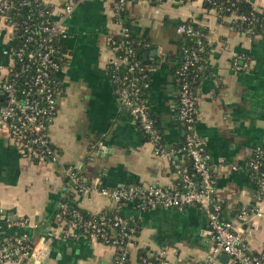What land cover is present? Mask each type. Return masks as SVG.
<instances>
[{
    "label": "crops",
    "instance_id": "crops-1",
    "mask_svg": "<svg viewBox=\"0 0 264 264\" xmlns=\"http://www.w3.org/2000/svg\"><path fill=\"white\" fill-rule=\"evenodd\" d=\"M68 0H48L59 8ZM264 8V0L254 3ZM135 35L145 40L142 63L148 86L145 99L164 138L158 152L139 122L121 104L112 80L116 53L108 38L120 35L112 0H85L68 20L64 39L67 62L61 73L62 96L47 128L57 161H40L0 131V226L6 233L46 237L49 257L42 264H142L140 254H161L168 264H202L216 246L208 217L198 206L142 209L125 202L121 215L137 219L141 229L124 250L86 236H73L58 217L66 200L93 214L117 209L99 194L102 188L139 184L175 188L174 160L184 131L177 120L178 87L174 59L178 25L193 22L208 29V50L197 89V132L212 158L223 205V219L232 221L239 238L264 261V183L255 184L249 160L264 146V36L232 27V18L207 9L203 0H127ZM15 30L0 19V72L10 65ZM82 176L89 192H77L67 170ZM262 192L261 198L259 197ZM248 211L245 220L239 214ZM26 218L33 227L12 225ZM36 225V226H35ZM164 253V254H162ZM218 256L217 264H224ZM6 264H33L8 261Z\"/></svg>",
    "mask_w": 264,
    "mask_h": 264
},
{
    "label": "built area",
    "instance_id": "built-area-1",
    "mask_svg": "<svg viewBox=\"0 0 264 264\" xmlns=\"http://www.w3.org/2000/svg\"><path fill=\"white\" fill-rule=\"evenodd\" d=\"M85 0H68L57 11L51 8L47 11L50 16L47 24H42L40 29L32 34L33 30L26 28L30 36L27 42H36L38 48L27 50V45L19 50H11L10 65L6 74L0 72V131L6 132L17 143L19 148L26 151L40 161H57L59 154L52 147L47 128L54 121L62 96L61 79L54 77V72H60L67 62V54L56 49L53 41L56 37L64 41L69 34L68 20L71 18L76 6ZM114 1V0H112ZM145 1V0H139ZM151 1V0H148ZM166 1V0H164ZM160 0V2H164ZM49 3L48 0H45ZM50 4V3H49ZM127 5V0H120V6ZM11 0H0V19L7 22L15 30L14 24H9L7 11L13 8ZM213 10L216 11V8ZM217 12V11H216ZM234 18L244 20V18ZM235 19V20H236ZM179 34H187L202 37V32L186 25L180 24L177 28ZM15 34V33H14ZM119 36H128V27L122 25ZM205 38L208 39V37ZM112 44V50L118 52L129 41L117 42L112 36L108 38ZM199 47L188 51L187 59L177 72L178 78V115L186 126L185 146L178 152L186 153L193 161L194 169L200 177L195 181L191 176L182 174V169L177 160L174 167L178 176H182V184L175 188L161 186L142 187L129 185L120 188H102L99 194L107 197L117 205V212L125 202L137 201L142 209L166 207L183 209L187 206H198L205 211L209 224L216 240L213 254L202 264H217L220 254H228L230 259L227 264H264L262 258L250 251L236 234L232 221L221 218L220 205L217 202L218 190L213 169L210 167L211 155L205 150V146L197 132V97L191 89L187 75L188 70L194 66L200 54L205 50ZM119 53V52H118ZM117 63L111 69L115 91L121 104L130 112L140 124L148 139L153 142L157 151H164L161 143L162 134L154 125L150 108L145 99L147 82H142V72H146L142 61L137 58L136 51L127 46L122 54H116ZM19 64V67H17ZM125 67L124 71L120 69ZM264 150L259 148L255 158L250 163L254 169L260 166V160ZM68 176L77 192L86 193L90 188L85 184L82 176L72 167L67 170ZM264 183V172L258 181ZM262 192L260 194V198ZM68 215L70 219H67ZM90 220H85L83 215L72 209L67 203L62 204L58 217L65 227L72 230L73 236H86L99 240L105 244L124 250L135 239L136 224L128 225V221L122 215L113 217L105 213L95 214ZM248 211L243 210L239 218L245 220ZM9 228L16 224L21 227H33L30 220L23 218L9 219ZM36 226V225H35ZM117 228L119 229L117 231ZM147 256H140L142 264H168L161 254L149 251ZM164 254V253H162ZM49 248L45 236L38 242L32 241L29 234L15 236L5 232L0 226V264L8 261H31L33 264H42L49 257ZM127 253L123 251V257L119 264H126Z\"/></svg>",
    "mask_w": 264,
    "mask_h": 264
},
{
    "label": "trees",
    "instance_id": "trees-1",
    "mask_svg": "<svg viewBox=\"0 0 264 264\" xmlns=\"http://www.w3.org/2000/svg\"><path fill=\"white\" fill-rule=\"evenodd\" d=\"M13 2V8L7 11V15L9 16V24L15 25V34H14V40L12 45V50H19L20 48H23L27 45V50H35L38 48V44L36 42H27L26 39L30 36V33L26 32V28H30V30H33L32 34L36 36L35 32L40 29V26L42 24H47L49 20V15L47 14V11L52 8L51 4L46 3L45 0H11ZM153 3H160V0H151ZM164 1V0H163ZM180 2L186 3L191 2L195 0H179ZM204 5L207 9H214L216 8V11L220 15V17L225 18H232V27L238 31L246 32L252 36L254 35H263L264 36V8L258 9L254 3H251L248 0H203ZM113 7L116 13L117 21L123 26L128 27V36H119L114 35L112 36L117 42L121 41H129L128 44H124V48L116 52V54H122L124 52V49L127 46H131L134 48L137 54V58L142 61V50H144L145 47V40L137 37L131 27L130 19H129V10L127 8V5L124 7L120 6V0H114L113 1ZM232 15H235L236 17L244 18V20L236 19ZM236 19V20H235ZM183 24V23H180ZM179 24V25H180ZM178 25V26H179ZM186 25H189L193 27L196 30H199L202 32V37L200 36H192L187 34H179L178 36V53L175 56L174 64V76L177 83V87L179 90L178 85V71L181 69L182 65L187 59L188 51L197 49L199 47V41H202V44L200 47H203L205 50L203 53L200 54V58L198 62L189 68L188 70V81L190 82V86L192 91L194 92V95L197 97V89H198V83L200 79V68L204 64L208 50H210V42L206 37H208V29L193 23V22H187ZM53 44L56 46V49L60 51L59 56H61V53H64L66 48L64 45V42L59 39V37H56L53 41ZM110 46L112 48V44L110 43ZM19 67V64H17V67ZM121 70L124 71L125 67L124 65L120 67ZM111 72L113 70L111 69ZM60 72H54V77L61 79ZM142 75H144V78H142V82L144 83L147 81L148 75L146 72H142ZM179 105V100H177ZM177 120L179 122V125L181 126L182 130L184 131V134L186 133V126L185 124L180 120L178 115V109H177ZM154 125L160 130L159 125L154 120ZM161 132V130H160ZM185 136V135H184ZM162 145H164V138L162 135L161 140ZM185 146V137L183 140V143L178 147L181 149ZM261 149L264 150V146L261 147ZM205 150L210 154V152L205 147ZM257 153V150L254 151L252 154L250 160H249V170L251 171V174L254 177L255 184L262 178V173L264 172V160H260L259 164L260 166L258 169H254L252 166H250V163L255 158V155ZM184 158L182 161L177 160V162L180 164L182 169V174H187L191 176L195 181L199 182L200 177L196 173L193 165V161L191 158L186 154L183 153ZM264 158V155L262 156ZM210 167L213 169L212 165V158L209 162ZM175 168V167H174ZM176 170V169H175ZM178 186H180L182 183V176H179ZM136 186H140L139 184H134ZM218 202V201H217ZM65 203H67L70 208L77 209L84 217L85 220H90L93 217H97L98 215H95L91 212H88L87 210H84L77 205H75L71 200H66ZM219 203V202H218ZM220 204V203H219ZM107 216L113 217L116 214H120L116 210L113 211H106L104 212ZM220 216L223 219V205L221 204L220 210H219ZM123 216V215H122ZM67 219H70L68 215H65ZM125 220L128 221V225H135L136 224V233L135 236L140 232L141 229V223L137 219H128L125 216H123ZM119 229L117 228V231ZM120 250V249H119ZM140 256H147L146 251H142ZM128 263V262H126Z\"/></svg>",
    "mask_w": 264,
    "mask_h": 264
},
{
    "label": "water",
    "instance_id": "water-1",
    "mask_svg": "<svg viewBox=\"0 0 264 264\" xmlns=\"http://www.w3.org/2000/svg\"><path fill=\"white\" fill-rule=\"evenodd\" d=\"M248 1H250L251 3H255L256 2V0H248ZM221 258L223 260V263L227 264L229 259H230V256L228 254L224 253V254H222Z\"/></svg>",
    "mask_w": 264,
    "mask_h": 264
}]
</instances>
